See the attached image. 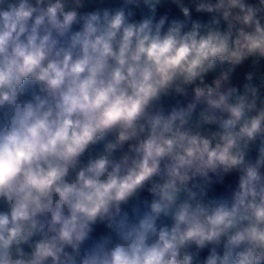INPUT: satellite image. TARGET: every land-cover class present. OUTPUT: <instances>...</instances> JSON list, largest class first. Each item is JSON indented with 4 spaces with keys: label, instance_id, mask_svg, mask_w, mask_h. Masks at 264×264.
Masks as SVG:
<instances>
[{
    "label": "clouds",
    "instance_id": "obj_1",
    "mask_svg": "<svg viewBox=\"0 0 264 264\" xmlns=\"http://www.w3.org/2000/svg\"><path fill=\"white\" fill-rule=\"evenodd\" d=\"M92 2L0 0V264H264V0Z\"/></svg>",
    "mask_w": 264,
    "mask_h": 264
},
{
    "label": "trees",
    "instance_id": "obj_2",
    "mask_svg": "<svg viewBox=\"0 0 264 264\" xmlns=\"http://www.w3.org/2000/svg\"><path fill=\"white\" fill-rule=\"evenodd\" d=\"M95 1L96 2H99V0H93V2H95ZM119 3H120V0H104V5L105 6H116ZM88 10H90V9H88ZM169 10L171 11V13L173 15H179L178 11L174 7H172L170 5V3H165L164 6L158 8V12L159 13H163V12L169 11ZM138 18H139V12L137 13V19ZM242 72H243L242 69L241 70H238V76H237V79L238 80H241L242 79ZM170 102H174V101H170Z\"/></svg>",
    "mask_w": 264,
    "mask_h": 264
},
{
    "label": "rangeland",
    "instance_id": "obj_3",
    "mask_svg": "<svg viewBox=\"0 0 264 264\" xmlns=\"http://www.w3.org/2000/svg\"><path fill=\"white\" fill-rule=\"evenodd\" d=\"M99 2H92V4H90V6H89V9L91 10L92 8H94L95 6H97V4H98Z\"/></svg>",
    "mask_w": 264,
    "mask_h": 264
},
{
    "label": "water",
    "instance_id": "obj_4",
    "mask_svg": "<svg viewBox=\"0 0 264 264\" xmlns=\"http://www.w3.org/2000/svg\"><path fill=\"white\" fill-rule=\"evenodd\" d=\"M215 190H216L217 192H220V191H223L224 189H223V187H221V186H217Z\"/></svg>",
    "mask_w": 264,
    "mask_h": 264
}]
</instances>
